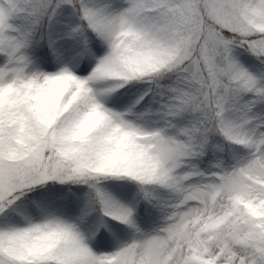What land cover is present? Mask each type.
Here are the masks:
<instances>
[{
	"label": "snow or ice",
	"instance_id": "snow-or-ice-1",
	"mask_svg": "<svg viewBox=\"0 0 264 264\" xmlns=\"http://www.w3.org/2000/svg\"><path fill=\"white\" fill-rule=\"evenodd\" d=\"M0 264H264V0H0Z\"/></svg>",
	"mask_w": 264,
	"mask_h": 264
}]
</instances>
